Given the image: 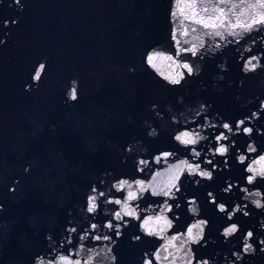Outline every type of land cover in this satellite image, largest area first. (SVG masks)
<instances>
[{"label":"water","instance_id":"1","mask_svg":"<svg viewBox=\"0 0 264 264\" xmlns=\"http://www.w3.org/2000/svg\"><path fill=\"white\" fill-rule=\"evenodd\" d=\"M262 5L0 0V264H264Z\"/></svg>","mask_w":264,"mask_h":264},{"label":"snow or ice","instance_id":"2","mask_svg":"<svg viewBox=\"0 0 264 264\" xmlns=\"http://www.w3.org/2000/svg\"><path fill=\"white\" fill-rule=\"evenodd\" d=\"M262 6H264V5H262ZM224 15V13H223V11H221V17ZM217 19H220V17H218ZM196 23H202L203 25H204V27H206V28H208V27H211V28H216L218 25L215 23V22H213V23H205L203 20H196L195 21ZM254 23H264V18H262L260 21H254ZM220 27H223L224 25H223V22H222V20H221V24L219 25ZM237 25H233V27H236ZM240 27H250V25H239ZM151 57L149 58V61L151 62ZM41 67V69H43L44 68V65H41L40 66ZM184 67L185 68H188V65H184ZM189 71H191V69L189 68ZM40 77V72L39 71H37L36 72V76H35V78H39ZM71 96H72V98L73 99H75L76 98V93H75V91H73L72 93H71ZM241 123H243V121H241ZM224 127L225 128H227V127H229L227 124H225L224 125ZM186 143L188 142V141H185ZM225 149L223 148V147H221L220 149H219V151L220 152H223ZM203 175H209V173H207V172H205V173H203ZM95 207V205L94 204H92L89 208H88V211H92L93 210V208ZM236 229H235V227H233V228H229V229H227L226 231L227 232H234ZM189 231H191V230H189ZM249 235H251V233H249Z\"/></svg>","mask_w":264,"mask_h":264},{"label":"clouds","instance_id":"3","mask_svg":"<svg viewBox=\"0 0 264 264\" xmlns=\"http://www.w3.org/2000/svg\"><path fill=\"white\" fill-rule=\"evenodd\" d=\"M17 3H19V0H16Z\"/></svg>","mask_w":264,"mask_h":264}]
</instances>
